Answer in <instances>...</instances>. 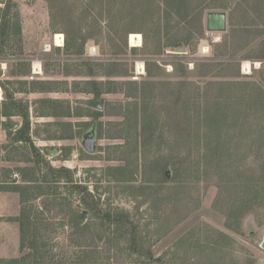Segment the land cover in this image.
<instances>
[{"label":"rangeland","instance_id":"obj_1","mask_svg":"<svg viewBox=\"0 0 264 264\" xmlns=\"http://www.w3.org/2000/svg\"><path fill=\"white\" fill-rule=\"evenodd\" d=\"M211 10L226 12L225 31L206 30ZM130 33L141 45H130ZM236 80L264 91V0H0V264H36L20 249L24 206L55 223H36L38 233L55 236L54 261L67 248L70 213L42 202L77 205L82 194L53 182L48 166L68 168L103 206L127 212L150 246V264H264V95L241 105L252 87ZM222 81L232 84L222 89ZM11 95L27 118L4 115ZM214 106L229 116L213 114ZM204 111L211 121L199 129ZM93 126L89 151L82 136ZM216 132L225 144L212 150ZM234 157L256 190L255 206L237 222L234 191L218 200Z\"/></svg>","mask_w":264,"mask_h":264},{"label":"trees","instance_id":"obj_2","mask_svg":"<svg viewBox=\"0 0 264 264\" xmlns=\"http://www.w3.org/2000/svg\"><path fill=\"white\" fill-rule=\"evenodd\" d=\"M210 7L216 8L214 6H209L208 8ZM4 30L5 24L4 29H1L2 34H4ZM8 36L9 35L6 34L5 39H7ZM175 45L177 44H171L169 46L173 47ZM220 83H224L222 84V89L232 84L228 81H222ZM234 83L237 85H244L246 88L247 85L252 87V95L250 97L246 94L242 95L240 99L238 98L241 105L245 104L246 99L250 102L252 101L253 103H256L257 101L260 102V97L258 95H264L263 89L256 82L236 80ZM13 99L12 95L8 97V101L10 102H6L8 105L4 107V115H14L16 113L24 118H27L28 114L26 110L22 111L24 110L23 108H21L19 112L18 110H14L19 109V105L18 101ZM215 113H217V115L225 116V118L229 116V114H226L225 111H220L216 106L213 107V114ZM203 115L204 117L196 120L199 129L201 126L206 127L205 121L207 122L208 119L211 121L210 115L205 111ZM201 116L202 114H199V117ZM224 120L225 119L220 118V121ZM208 124L209 122L207 125ZM237 129L239 130V128ZM218 135L219 133H217V136L211 140L215 143L212 150L222 149L221 144H225L223 141L220 142V137ZM24 137L21 138L20 136L19 139H26ZM206 144H208L207 141ZM229 150L232 151V148L229 147L228 149L227 147L224 152ZM233 151H235V149ZM189 152L190 151H187L184 155L186 156L184 159H189ZM207 157L209 156L207 155ZM230 158H232V156H230ZM215 161L213 162L212 160H209L206 161V164L207 166H209V164L215 165ZM218 161L219 160H217V163ZM233 164L238 166V168L234 169L232 167ZM239 164H242L241 161L234 157L229 166L232 169L231 172H222L226 178L221 180L223 183L220 184V191H222V195L218 196V200L223 201L226 197L225 194L228 192V189L234 191L231 195L232 197L228 199L231 205V217L236 222L242 214L255 206L254 203L249 200H251L256 193L254 182L251 180L253 175L248 174L244 170L243 166H245V163L243 166ZM48 169L53 175L51 178L53 182L58 183L64 179L66 183L71 184L68 189L69 193L76 191L77 193L82 194L80 200L81 204L75 205L72 201L65 198H59L60 200L58 201L55 199L56 197L45 198L42 202V206L48 211L56 210L58 212V210H60V212H68L71 215V219L68 223H66V225L70 228V231L67 232L68 234L65 236L67 248L62 251L60 250V261L58 259L54 261L55 259H53L54 256H57V254L54 253L52 249H54L57 242L53 240V242H55L53 244L50 242V239L55 238V236H45L38 233L36 230L38 227L36 226L37 222L39 224L41 223L44 228L48 229L55 228V223L42 219V211L35 210L36 213H34L32 205L30 207L24 206L21 209L18 218L20 225V249H29V251L23 259H25V257L27 259L32 258V261L36 264L44 263L42 261H44L43 259H46V256H49L51 261L55 264H125L126 261L131 260H133L134 264H150V258H153L150 246L144 244V236L139 234L137 226L131 220L127 212L113 209L110 206H103L100 202V197H95L85 186L74 184L72 173L68 168H65L64 166L59 168H52L48 166ZM222 170L225 171L224 165L221 171ZM198 171L200 172V169ZM28 180L30 182L28 188L36 186L34 184L36 183V179L30 178ZM46 193H48V191ZM57 193L58 191L56 189L52 192L54 195ZM239 198H242L240 199L242 200L241 202ZM23 202L25 203V199L22 200V203ZM83 211L88 212L91 218L84 220V216L82 215ZM32 215L37 217V219L32 220L30 218ZM39 255L43 257L40 260H38ZM124 259H126V261H124Z\"/></svg>","mask_w":264,"mask_h":264},{"label":"water","instance_id":"obj_3","mask_svg":"<svg viewBox=\"0 0 264 264\" xmlns=\"http://www.w3.org/2000/svg\"><path fill=\"white\" fill-rule=\"evenodd\" d=\"M206 30L208 32H221L225 31L227 27V14L223 10H211L206 12ZM177 51H183L182 47H178ZM96 107L100 108V105L95 104ZM16 125V124H15ZM83 146L89 150L93 151L96 148V137H95V128L94 126L91 130L85 132L82 136ZM169 171H166V176ZM82 215L85 217V211L82 212ZM251 235L254 234L253 231L250 232ZM259 248L264 251V234L259 242Z\"/></svg>","mask_w":264,"mask_h":264},{"label":"bare ground","instance_id":"obj_4","mask_svg":"<svg viewBox=\"0 0 264 264\" xmlns=\"http://www.w3.org/2000/svg\"><path fill=\"white\" fill-rule=\"evenodd\" d=\"M61 34H56L55 35V45H62V39H61ZM129 43L130 45L132 46H139L141 45V36L139 33H130L129 37ZM249 62L247 60H245L243 62V69L247 72H249ZM35 70V72H39L40 70V66H39V63L38 62H35L34 63V67H33ZM137 69H138V72L139 73H142L144 72V67H143V63L141 61H138L137 63Z\"/></svg>","mask_w":264,"mask_h":264},{"label":"built area","instance_id":"obj_5","mask_svg":"<svg viewBox=\"0 0 264 264\" xmlns=\"http://www.w3.org/2000/svg\"><path fill=\"white\" fill-rule=\"evenodd\" d=\"M0 94H1V88H0Z\"/></svg>","mask_w":264,"mask_h":264}]
</instances>
